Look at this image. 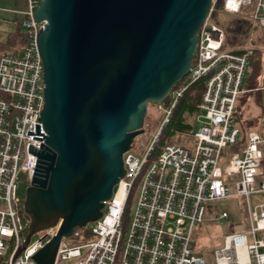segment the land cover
I'll use <instances>...</instances> for the list:
<instances>
[{
    "label": "built area",
    "instance_id": "obj_1",
    "mask_svg": "<svg viewBox=\"0 0 264 264\" xmlns=\"http://www.w3.org/2000/svg\"><path fill=\"white\" fill-rule=\"evenodd\" d=\"M41 2L26 0L20 11L26 43L17 52L0 55V264H38L36 253L57 229L37 232L39 237H31L18 253L31 222L20 174L29 187L39 163L37 151L45 148L48 135L41 121L46 85L37 42L47 20L34 17ZM216 2L199 31L188 74L189 84L204 80L199 127L186 133L185 142L166 143L148 166L189 84L173 89L169 103L157 104L164 115L146 153L139 154L145 139L135 147V138L124 154L125 175L105 201L103 215L64 236L54 264H264V135L259 130L244 133L235 119L253 49H223L226 30L212 16ZM248 7L253 22L264 28V0H223L219 12L235 16ZM144 135L151 133L145 129ZM136 185V205L129 216ZM233 196L241 197L245 224L232 225L213 259L199 256L194 247L197 225L209 220L213 202ZM252 196H257L254 204ZM229 217L222 211L218 218Z\"/></svg>",
    "mask_w": 264,
    "mask_h": 264
},
{
    "label": "water",
    "instance_id": "obj_2",
    "mask_svg": "<svg viewBox=\"0 0 264 264\" xmlns=\"http://www.w3.org/2000/svg\"><path fill=\"white\" fill-rule=\"evenodd\" d=\"M213 0H42L46 146L27 188L26 243L55 235L35 255L54 264L64 236L103 215L125 175L124 154L144 132L149 103L189 74Z\"/></svg>",
    "mask_w": 264,
    "mask_h": 264
},
{
    "label": "rangeland",
    "instance_id": "obj_3",
    "mask_svg": "<svg viewBox=\"0 0 264 264\" xmlns=\"http://www.w3.org/2000/svg\"><path fill=\"white\" fill-rule=\"evenodd\" d=\"M19 0H0V55L3 52H17L21 49L23 45L24 37L21 33L16 32L17 21L21 16L20 10H16L19 7ZM231 16V15H228ZM24 31V29H23ZM262 34L264 35V28H262ZM260 37V33H257L254 37ZM252 38L251 40L255 39ZM250 39L244 45L245 47H251ZM241 97V96H240ZM240 104V99L238 106ZM163 111H161L156 103H150L148 106V112L143 125L144 130L151 133V135H138L136 137L135 147L137 145L138 139H145L146 146L141 147L139 154L142 156L146 153L148 145L152 142L154 134L157 132L161 125L163 118ZM188 122H193L196 118L195 116H186ZM238 124L245 130H261L264 131V88L260 90L253 91L245 95V102L240 106V113L238 115ZM200 122L196 121V129L199 127ZM186 133L176 131L173 133L170 126L166 127L160 143H162V148L166 143L170 142H185ZM179 136L181 139H179ZM159 143V140H158ZM157 145V143H156ZM158 151L156 156V151L148 157V166L154 162L160 154ZM147 169V168H146ZM145 169V170H146ZM21 188L26 191L28 184L25 182V176L20 174ZM138 186L136 185L133 189L131 196V205L129 207V216L132 215L136 200L138 196ZM264 198V197H263ZM257 196H252V203L254 204ZM222 211H227L230 214L229 218H218ZM209 220L197 225L194 233V247L196 253L199 256L205 258H214V251L223 246L224 236L231 233L233 224H245L241 197L233 196L225 199H220L213 202L208 209ZM40 233H36L32 236L34 241L38 238ZM83 242V240H79ZM264 250V249H262ZM73 261V259L71 260ZM70 261V262H71Z\"/></svg>",
    "mask_w": 264,
    "mask_h": 264
},
{
    "label": "trees",
    "instance_id": "obj_4",
    "mask_svg": "<svg viewBox=\"0 0 264 264\" xmlns=\"http://www.w3.org/2000/svg\"><path fill=\"white\" fill-rule=\"evenodd\" d=\"M222 8H223V0H217L216 4L214 5L215 11L212 13V16L213 19L226 30L223 49L227 51H231L233 53H241L246 48L244 45L248 42V40L255 38L254 36L257 33H260V37L256 36L255 39L251 40L252 41L251 48L253 49V54L250 59V65L248 67L245 83H244L246 91L241 95L240 104L235 112V119H236V123L238 124V118H239L238 115L240 113V106L245 102V95L253 91L260 90L261 88H264V35L262 34L261 26L258 23H254L250 17L252 7L243 9L238 15L235 16H228L220 13L219 11ZM21 20L22 18H19L17 21L16 32H19L23 35L24 37L23 45H24L27 41V37L25 31H23ZM188 84H189V76L187 75L174 88V90L181 89L184 85H188ZM203 91H204L203 79L190 83L187 89L183 91L182 96L179 98L176 106L173 109L169 122L163 128L159 136L158 139L159 143L157 141L156 142L157 145L155 144L154 151H156V156L159 153L158 151L161 150L162 143H160V140L167 126L168 127L170 126L173 133L179 131L180 133L185 132L191 134L195 131L196 119L191 123L187 121L186 116L193 115L196 118L197 114L199 113L198 104L202 98ZM170 99L171 96H169L164 102L169 103ZM240 128L244 133L247 132L241 126ZM259 131L264 135V131L261 130ZM179 139L181 141L182 138H180L179 136ZM152 154L153 152H151V155ZM130 200L128 201V205L131 204ZM127 210L129 211V206Z\"/></svg>",
    "mask_w": 264,
    "mask_h": 264
},
{
    "label": "crops",
    "instance_id": "obj_5",
    "mask_svg": "<svg viewBox=\"0 0 264 264\" xmlns=\"http://www.w3.org/2000/svg\"><path fill=\"white\" fill-rule=\"evenodd\" d=\"M18 5L19 7L16 10H20V11L24 10L26 8V0H19ZM19 18H22V15Z\"/></svg>",
    "mask_w": 264,
    "mask_h": 264
}]
</instances>
